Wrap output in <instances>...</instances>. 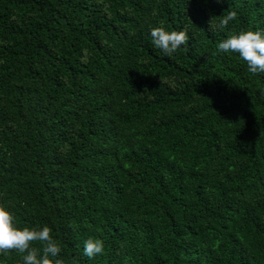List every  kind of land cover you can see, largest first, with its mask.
Returning a JSON list of instances; mask_svg holds the SVG:
<instances>
[{
    "label": "trees",
    "instance_id": "trees-1",
    "mask_svg": "<svg viewBox=\"0 0 264 264\" xmlns=\"http://www.w3.org/2000/svg\"><path fill=\"white\" fill-rule=\"evenodd\" d=\"M161 24L188 34L172 56ZM241 30H264V0H0V203L17 226L50 227L65 264H264V73L217 49Z\"/></svg>",
    "mask_w": 264,
    "mask_h": 264
},
{
    "label": "clouds",
    "instance_id": "clouds-1",
    "mask_svg": "<svg viewBox=\"0 0 264 264\" xmlns=\"http://www.w3.org/2000/svg\"><path fill=\"white\" fill-rule=\"evenodd\" d=\"M155 11L153 15H155ZM236 12H228L220 16L219 27H226L236 19ZM211 26V25H210ZM153 46L166 56H172L188 44V34L184 30H166L163 24L150 29ZM220 52L235 53L247 66V70L255 75L264 73V30H241L229 33L217 44ZM187 51V47H184ZM83 63L88 62V51L83 50ZM39 244V247L34 245ZM22 254V264H65L60 257V242L52 235V229L44 226H17L15 216L5 203H0V254L9 252ZM84 255L94 258L104 251V241L89 238L84 241ZM72 264H79L73 260Z\"/></svg>",
    "mask_w": 264,
    "mask_h": 264
}]
</instances>
